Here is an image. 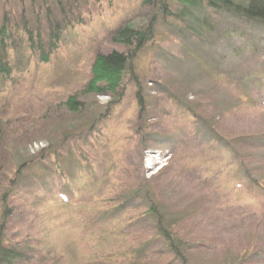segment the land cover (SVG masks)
<instances>
[{
  "label": "rangeland",
  "instance_id": "1",
  "mask_svg": "<svg viewBox=\"0 0 264 264\" xmlns=\"http://www.w3.org/2000/svg\"><path fill=\"white\" fill-rule=\"evenodd\" d=\"M157 1L0 0V246L15 264H264V28ZM47 8L64 27L44 63L22 22L47 50ZM152 16L137 86L126 73L118 96L83 94L96 54L127 51L113 31Z\"/></svg>",
  "mask_w": 264,
  "mask_h": 264
},
{
  "label": "trees",
  "instance_id": "2",
  "mask_svg": "<svg viewBox=\"0 0 264 264\" xmlns=\"http://www.w3.org/2000/svg\"><path fill=\"white\" fill-rule=\"evenodd\" d=\"M169 0H158L156 2L157 11L162 16H171L172 13L169 9ZM174 1V0H170ZM181 6L177 18H188L191 21L199 22V16L196 12L210 11L213 14H219L224 17L240 20L249 25H256L264 28V0H175ZM46 10V22L49 29L48 46L47 50L44 49L41 41L40 34L37 32L35 41L33 34L27 29V26L22 22L23 32L26 35L29 49L38 52L39 61L47 63L49 56L56 48L59 41L63 25L56 19H51V14ZM62 11V9H61ZM65 17L64 11L61 12ZM156 17L152 16L149 23L142 28H136L131 24L123 25L116 28L111 34L110 40L112 43L119 44L127 49L126 52L113 50L109 53L96 54L90 69V78L86 83L83 94H92L99 96H118L122 81L126 73H129L130 78L134 80L137 86V79L132 70V60L138 52H140L146 44L151 41L155 34ZM10 29L6 22L3 20L0 26V77H9L10 70L7 65V55L10 43ZM13 44V43H12ZM140 111L143 110V99L141 95H136ZM80 103L77 101L76 96H71L65 102V106L69 111L75 113L79 111ZM248 179L255 183L252 176L246 171ZM152 214L156 213L154 207L149 210ZM6 214V213H5ZM167 229L158 224V234L166 238L167 246L174 249L179 254L178 246L168 235ZM176 246V247H175ZM20 253L12 249L0 246V264H15Z\"/></svg>",
  "mask_w": 264,
  "mask_h": 264
}]
</instances>
